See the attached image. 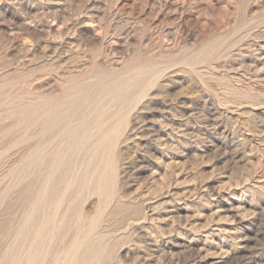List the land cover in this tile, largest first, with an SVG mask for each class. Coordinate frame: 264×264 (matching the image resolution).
Masks as SVG:
<instances>
[{
	"label": "rangeland",
	"instance_id": "obj_1",
	"mask_svg": "<svg viewBox=\"0 0 264 264\" xmlns=\"http://www.w3.org/2000/svg\"><path fill=\"white\" fill-rule=\"evenodd\" d=\"M140 64V85L101 100L68 148L66 181L50 173L52 201L25 226L47 157L78 122L43 129L26 110ZM40 143L47 162L32 164ZM93 237L94 264H264V0H0V264H62Z\"/></svg>",
	"mask_w": 264,
	"mask_h": 264
},
{
	"label": "bare ground",
	"instance_id": "obj_2",
	"mask_svg": "<svg viewBox=\"0 0 264 264\" xmlns=\"http://www.w3.org/2000/svg\"><path fill=\"white\" fill-rule=\"evenodd\" d=\"M143 60V59H142ZM141 62V61H140ZM148 65V64H147ZM147 65H142V64H140V65H136V67L134 68V69H132V71H131V75L130 76H128V78H124L123 76L122 77H116V78H110V79H107L106 77H104L103 75H98V76H96V77H94L95 79H93V80H91V81H89L88 83H82V84H79V85H72V86H70L66 91H65V93H64V95L63 96H61L60 98H58V99H56V100H46V101H43V102H41L40 104H36V105H33V106H31V107H29L27 110H26V113L28 114V115H33V114H37V115H39V118L38 119H40L39 120V124H40V126H41V128H43V129H48L53 123H56V121H58V120H65V119H67V118H69L71 115H73L74 113H76V112H78V122H77V124L76 125H74V126H70V125H68V124H66V125H64V127H63V129L61 130V132H63V135H64V137L66 138L65 139V146H66V148L65 147H63V145H62V147H61V149H59L58 148V146H56L57 147V149H55L54 151H52V153L50 154V156L49 157H47V159H48V166H49V168H46L47 170H48V173H47V175H46V181L48 182V183H45V185L44 186H42V187H40L39 189H37L36 188V190H38L37 191V193H36V195H35V197H34V200H33V203H32V208H33V212L30 214V215H27L26 217H25V219H24V224H25V226L26 225H28V224H32V223H37V221H38V219H39V216H40V213H42V212H44L43 210H44V208H45V206L48 204V203H50L51 201H52V196H51V194L49 193V189H48V185H49V182H50V179H51V176L49 177V175H50V173L52 174V172L53 171H55L56 172V170H58V169H66V168H68V161H70V159L68 160L67 158H66V154L67 153H69L68 152V148L70 147V146H72V145H75V143L80 139V137L82 136V134L86 131V130H88V128H90L91 126H92V124H93V120H92V117L93 116H95V115H97L99 112H101L102 110V108H101V100L102 99H110V100H115V101H117V102H119V101H124V100H127V98L130 96V94H131V91H132V89L133 88H135V87H137L138 85H140V82L142 81L141 80V73L142 72H144L145 70H150V66H147ZM157 65V64H156ZM157 67V66H156ZM167 67V66H166ZM128 68V67H127ZM152 68V67H151ZM158 69V68H157ZM156 69V70H157ZM80 72V71H79ZM83 72V71H82ZM155 72H157V71H155ZM129 73V72H128ZM146 73V72H145ZM85 74V73H84ZM91 74H93V73H91ZM151 74V73H150ZM153 74V73H152ZM155 74H157V73H155ZM106 75V74H105ZM122 75V74H121ZM145 75V74H144ZM146 75H147V73H146ZM111 76V75H110ZM119 76V75H118ZM148 76H149V73H148ZM112 77V76H111ZM141 77V78H140ZM86 78V77H85ZM92 78V77H91ZM82 81H84V80H82ZM144 88V87H143ZM133 95V94H132ZM137 95V94H136ZM52 96V95H51ZM138 96V95H137ZM133 98H136V97H133ZM47 99V98H46ZM105 99V100H106ZM33 101V100H32ZM41 101V100H40ZM132 102V101H131ZM104 103V102H103ZM127 104V103H126ZM120 105V104H119ZM118 105V107H120ZM108 106V105H107ZM116 106V105H115ZM118 107H116V108H118ZM105 108V107H104ZM101 110V111H100ZM120 112H122V111H120ZM119 112V113H120ZM104 113V112H103ZM103 113H102V115H103ZM112 116H114V115H112ZM72 117V116H71ZM103 117H104V115H103ZM116 117V116H115ZM114 117V118H115ZM29 118V117H28ZM113 118V117H112ZM114 118H113V120H114ZM121 118V117H120ZM30 120H32V119H30ZM103 120H104V118H103ZM118 120V119H117ZM26 121V120H25ZM71 121V120H70ZM110 121V120H109ZM58 122H60V121H58ZM99 122V121H98ZM121 123V122H120ZM36 124H37V122H36ZM107 124V123H106ZM115 124V123H114ZM114 124H113V126H114ZM56 125V124H55ZM73 125V124H72ZM98 125V124H97ZM59 126V125H58ZM118 126V125H117ZM95 127H96V125H95ZM101 127H103V126H101ZM100 127V128H101ZM119 127V126H118ZM106 128V127H105ZM93 129V128H92ZM96 129V128H95ZM112 129V128H111ZM116 129H118L117 127H116ZM138 129V128H137ZM56 130H58V129H56ZM102 130V129H101ZM106 130V129H105ZM104 130V131H105ZM55 131V130H54ZM93 132V131H92ZM98 132V131H97ZM116 132H117V130H116ZM91 133V132H90ZM96 133V132H95ZM107 133V132H106ZM85 134H86V132H85ZM100 134V133H99ZM102 134V133H101ZM131 134V133H130ZM94 135V134H93ZM98 135V134H97ZM105 135V134H104ZM112 135V131L109 133V134H107L106 135V138L107 137H109V136H111ZM117 135V134H116ZM128 135V134H127ZM136 135V134H135ZM61 136H62V134H61ZM101 136V135H100ZM137 136V135H136ZM41 137V136H40ZM59 137V136H58ZM63 137V136H62ZM61 137V138H62ZM85 137V136H84ZM103 136H101V138H102ZM112 137V136H111ZM129 137H131V136H129ZM42 138V137H41ZM45 139H46V137H44ZM83 138V137H82ZM94 139V138H93ZM104 139V137L102 138V140ZM112 139V138H111ZM114 139V138H113ZM112 139V140H113ZM128 139V138H127ZM131 139V138H130ZM82 140H84V139H82ZM96 140V139H95ZM86 141H87V139H86ZM98 141V140H97ZM136 141V140H135ZM40 142V141H39ZM48 142V141H47ZM47 142H46V145H47ZM53 142V141H52ZM103 142V141H102ZM109 142V141H108ZM108 142L106 143L107 145H108ZM127 142V141H126ZM130 142V141H129ZM133 142V141H132ZM43 143H45V142H43ZM81 143V142H80ZM88 143V142H87ZM86 143V144H87ZM41 144V143H40ZM61 144V143H60ZM114 144V143H113ZM49 145V144H48ZM55 145V144H54ZM80 145V144H79ZM105 145V144H104ZM112 145V144H111ZM83 146H85V145H83ZM109 146V145H108ZM52 147V146H51ZM55 147V146H54ZM105 147H106V145H105ZM49 148V147H48ZM72 148V147H71ZM97 149H99V147L97 146L96 147ZM102 148V147H101ZM100 148V149H101ZM107 148V147H106ZM105 148V149H106ZM110 146H109V151H110ZM50 149V148H49ZM89 149V148H88ZM44 145H39V146H37L35 149H33L32 150V152H31V154H30V156H28L29 157V160L32 162V164H33V162L34 161H36L37 159H39V158H43L44 159V157H42L43 156V152H44ZM47 150V149H46ZM85 150H87L86 149V147H85ZM94 150V149H93ZM48 151V150H47ZM108 151V150H107ZM107 151H105V152H107ZM83 152V151H82ZM87 152H85V154H86ZM28 154V153H27ZM48 154V155H49ZM46 155V154H45ZM44 155V156H45ZM78 155V154H77ZM88 155V154H87ZM112 155V154H111ZM72 156V155H71ZM73 156H76V155H73ZM109 156V155H108ZM69 157V156H68ZM75 159H76V157H74ZM73 158V159H74ZM78 158V157H77ZM104 158H105V156H104ZM41 159H40V161H41ZM47 159H44V161L46 160V162H47ZM66 159H67V161H66ZM80 159V158H79ZM102 159V158H101ZM81 160V159H80ZM79 160V161H80ZM88 160H90V159H88ZM91 160H93V159H91ZM28 161V160H27ZM87 161V160H86ZM105 161V160H104ZM106 161H108V159L106 160ZM29 162V161H28ZM27 162V163H28ZM71 162H72V160H71ZM84 162V161H83ZM92 162V161H91ZM100 162V161H99ZM102 162V161H101ZM42 163H44V162H40V164L42 165ZM70 163V162H69ZM77 163V162H76ZM81 163V162H80ZM94 163H95V161H94ZM105 163V162H104ZM31 164V163H30ZM37 164V163H36ZM29 165V164H28ZM82 165V164H81ZM86 165V164H85ZM90 165V164H89ZM88 165V166H89ZM30 166H33V165H30ZM36 166V165H35ZM93 166H94V164H93ZM66 167V168H65ZM85 166L83 165V168H84ZM95 167V166H94ZM93 167V168H94ZM30 168V167H29ZM39 168H40V166H39ZM73 168V167H72ZM77 168V167H76ZM88 169H89V167H87ZM61 169V174H60V178H61V180L62 181H64L65 179H66V177H65V171H63ZM70 169H71V166H70ZM100 169V168H99ZM85 170V169H84ZM93 170V169H92ZM80 171H81V169H80ZM88 171V170H87ZM104 171V170H103ZM72 172V171H71ZM78 172V171H77ZM76 172V173H77ZM42 173V172H41ZM68 173V172H67ZM75 173V174H76ZM104 173V172H103ZM78 174V173H77ZM79 174H83V173H80L79 172ZM88 174V173H87ZM86 174V175H87ZM98 174V173H97ZM97 174H95V175H97ZM55 175V174H54ZM89 175V174H88ZM79 176V175H78ZM102 174H99L98 176H97V178H99V181L101 180V178H102ZM150 176H152V175H150ZM41 177H43V176H41L40 175V178ZM54 178H55V176H54ZM53 178V179H54ZM92 178H94V177H92ZM107 179V178H106ZM153 178H151V180H152ZM56 180V179H55ZM105 180V179H104ZM104 180H101V182L102 181H104ZM40 181V180H39ZM45 181V180H44ZM66 181V180H65ZM82 181V180H81ZM111 181V180H110ZM109 181V182H110ZM57 182V181H56ZM60 182V181H59ZM71 182V181H70ZM100 182V183H101ZM153 182V181H152ZM42 183V182H41ZM63 183H65V182H63ZM95 183V182H94ZM98 183V182H97ZM96 183V184H97ZM40 184V183H39ZM53 184V183H52ZM61 184V183H60ZM80 184H82V183H80ZM87 184V183H86ZM105 183L103 182V185H104ZM111 184V183H110ZM110 184L109 185H107V186H109L110 187ZM151 184V183H150ZM92 185V184H91ZM98 185V184H97ZM96 185V186H97ZM101 185V184H100ZM61 186H63V185H61ZM73 186V185H72ZM76 186V185H75ZM106 185H105V187H107ZM80 187V186H79ZM98 187V186H97ZM108 187V188H109ZM147 187V186H146ZM66 188V187H65ZM81 188H83V187H81ZM100 188H102V187H100ZM141 188V187H140ZM139 188V189H140ZM190 188V187H189ZM192 188H193V186H192ZM69 189H71V188H69ZM88 189H89V187H88ZM91 189V188H90ZM96 189H98V188H96ZM110 189L111 188H109V191H110ZM112 189H114V188H112ZM146 189V188H145ZM194 189V188H193ZM200 189V188H199ZM55 190V189H54ZM92 190V189H91ZM99 190V189H98ZM105 190V189H104ZM104 190L102 191V192H104ZM150 191H151V189H149ZM185 190H186V188H185ZM195 190V189H194ZM204 190V189H203ZM206 190V189H205ZM215 190V189H214ZM218 190V189H217ZM56 191V190H55ZM68 191V190H67ZM73 191V190H72ZM81 191V190H80ZM84 191V190H83ZM100 191H101V189H100ZM107 191V190H106ZM148 191V190H147ZM147 191L145 192V193H147ZM32 192L34 193V190H32ZM69 192V191H68ZM79 192V191H78ZM112 192V191H111ZM188 192V191H187ZM194 192V191H193ZM98 193V192H97ZM108 193V192H107ZM110 193V192H109ZM136 193V192H135ZM140 193V192H139ZM167 193V192H166ZM173 193V192H172ZM189 193V192H188ZM192 193V192H191ZM211 193V192H210ZM215 193V192H214ZM64 194V193H63ZM78 194H80V193H78ZM99 194V193H98ZM106 194V193H105ZM137 194V193H136ZM144 194V193H143ZM147 194H150V193H147ZM146 194V195H147ZM184 194V193H183ZM196 194V193H195ZM218 194V193H217ZM216 194V195H217ZM31 195V194H30ZM82 195H83V193H82ZM104 195V194H103ZM110 195V194H109ZM142 195V194H141ZM140 195V196H141ZM145 195V196H146ZM156 195V194H155ZM163 195V194H162ZM182 195V194H181ZM32 196V195H31ZM34 196V195H33ZM56 196V195H55ZM101 196V195H100ZM107 196V195H106ZM106 196H105V198H106ZM139 196V195H138ZM138 196H135V197H138ZM211 196V195H210ZM30 197V196H29ZM68 197V196H67ZM108 197V196H107ZM142 197H143V195H142ZM185 197V196H184ZM187 197H188V195H187ZM195 197V196H194ZM216 197V196H215ZM32 198V197H31ZM62 198V197H61ZM65 198V197H64ZM64 198H63V201H64ZM70 198V197H69ZM68 198V199H69ZM104 198V197H103ZM104 198V199H105ZM109 198V197H108ZM141 198V197H140ZM150 198V197H149ZM159 198H160V196H159ZM159 198H157V199H159ZM190 198V197H189ZM192 198V197H191ZM190 198V199H191ZM220 198V197H219ZM71 199V198H70ZM101 199V198H100ZM139 199V198H138ZM147 199V198H146ZM145 199V200H146ZM155 199V198H154ZM27 200V199H26ZM31 200V199H30ZM66 200V199H65ZM102 200V199H101ZM128 200V199H127ZM177 200V199H176ZM218 200V199H217ZM103 201V200H102ZM119 201H121V200H119ZM144 201V200H143ZM149 201V200H148ZM154 201V200H153ZM156 201H158V200H156ZM175 201V200H174ZM180 201V200H179ZM54 202V201H53ZM104 202V201H103ZM109 202V201H108ZM176 202V201H175ZM69 203V202H68ZM123 203H125V202H123ZM172 203V202H171ZM215 203V202H214ZM31 204V203H30ZM52 204H55V203H52ZM106 204V203H105ZM128 204V203H127ZM153 204V203H152ZM157 204V203H156ZM219 204V203H218ZM61 205V204H60ZM62 205H63V203H62ZM78 205V204H77ZM172 205V204H171ZM54 206V205H53ZM91 206V205H90ZM102 206V205H101ZM124 206V205H123ZM210 206H211V204H210ZM221 206V205H220ZM60 207V206H59ZM74 207H76V206H74ZM155 207H157V206H155ZM219 207V206H218ZM230 207V206H229ZM69 208V207H68ZM78 207H76V209H77ZM97 208V207H96ZM216 208V207H215ZM228 208V207H227ZM232 208V207H231ZM53 209V208H52ZM98 209V208H97ZM101 209V208H100ZM153 209V208H152ZM158 209V208H157ZM172 209V208H171ZM210 209V208H209ZM216 209H218V208H216ZM220 209H221V207H220ZM222 209H224L223 207H222ZM30 210V209H29ZM59 210V209H58ZM57 210V211H58ZM238 210V209H237ZM52 211V210H51ZM53 211H55V210H53ZM64 211V210H63ZM74 211H75V209H74ZM72 212L73 214L74 213H77V212ZM98 211V210H97ZM152 211V210H151ZM229 211V210H228ZM153 212V211H152ZM221 212V211H220ZM239 212V211H238ZM58 213V212H57ZM69 213V212H68ZM151 213V212H150ZM215 213V212H214ZM219 213V212H218ZM54 214H55V212H54ZM58 214H60V212L58 213ZM71 214V213H70ZM80 214V213H79ZM99 214V213H98ZM101 214V213H100ZM194 214V213H193ZM216 214V213H215ZM56 216H57V214H55ZM94 215H96V214H94ZM71 216H72V214H71ZM70 216V217H71ZM150 216V215H149ZM196 216V215H195ZM214 216V215H213ZM237 216V215H236ZM243 216V215H242ZM73 217V216H72ZM97 217V216H96ZM128 217H129V215H128ZM132 217V216H131ZM188 217V216H187ZM190 217V216H189ZM199 217V216H198ZM217 217V216H216ZM239 217V216H238ZM241 217V216H240ZM48 218H51V217H49L48 216ZM76 218V217H75ZM74 218V219H75ZM133 218V217H132ZM135 218V217H134ZM141 218V217H140ZM203 218V217H202ZM220 218V217H219ZM224 219V217H221L220 219ZM226 218V217H225ZM233 218V217H232ZM56 219H57V217H56ZM64 219H66V217L65 218H63V220ZM73 219V218H72ZM94 219V218H93ZM135 219H137V218H135ZM198 219V218H197ZM222 219V220H223ZM245 220H246V218H244ZM129 220V219H128ZM143 220V219H142ZM208 220V219H207ZM211 220H212V218H211ZM211 220H210V222H211ZM238 220V219H237ZM218 221V220H217ZM50 222V221H49ZM97 222V221H96ZM143 222V221H142ZM188 222V221H187ZM194 222V221H193ZM227 222V221H226ZM229 222H230V220H229ZM233 222V221H232ZM63 223V222H62ZM81 223V222H80ZM139 223H140V221H139ZM186 223V222H185ZM212 223V222H211ZM74 224H75V222H74ZM79 224V223H78ZM77 224V225H78ZM130 224V223H129ZM137 224V223H136ZM195 224V223H194ZM203 224V223H202ZM238 224V223H237ZM41 225V224H40ZM76 225V224H75ZM89 226H90V224H88ZM94 225H95V223H94ZM199 225V224H198ZM205 225V224H204ZM207 225V224H206ZM24 226V227H25ZM68 226H71L70 224L68 225ZM67 226V227H68ZM89 226H87V227H89ZM197 226V225H196ZM195 226V227H196ZM203 226V225H202ZM208 226V225H207ZM206 226V227H207ZM216 226H218V225H216ZM237 226V225H236ZM189 227H190V225H189ZM205 227V226H204ZM214 227V226H213ZM234 227V226H233ZM27 228V227H26ZM61 228V227H60ZM75 228V227H74ZM79 228V227H78ZM194 228V227H193ZM211 228V227H210ZM217 229H219V227H216ZM231 228V227H230ZM239 228V227H238ZM237 228V229H238ZM97 228H95V230H96ZM204 229V228H203ZM202 229V230H203ZM228 229V228H227ZM226 229V230H227ZM240 229V228H239ZM45 230H48L47 228H40L39 229V231L40 232H44ZM68 230H70V229H68ZM82 230V229H81ZM94 230V231H95ZM191 230V229H190ZM194 230V229H193ZM200 230V229H199ZM222 230V229H221ZM232 230V229H231ZM97 231V230H96ZM209 231V230H208ZM214 231V230H213ZM229 231V230H228ZM235 231V230H234ZM60 232V231H59ZM198 232V231H197ZM210 232V231H209ZM220 232V231H219ZM218 232V233H219ZM223 232V231H222ZM236 232H238L237 230H236ZM239 232H241V231H239ZM26 233V232H25ZM91 233V232H90ZM227 233V232H226ZM233 233V232H232ZM253 233V232H252ZM54 234V233H53ZM88 234V233H87ZM87 234L85 235V236H87ZM203 234V233H202ZM224 234H225V232H224ZM223 234V235H224ZM233 234H235V233H233ZM19 235H20V232H19ZM79 235V234H78ZM80 235H82V234H80ZM98 235V234H97ZM211 235V234H210ZM241 235V234H240ZM21 236H22V233H21ZM20 236V237H21ZM39 236H40V234H39ZM53 236V235H52ZM55 236V235H54ZM77 236V235H76ZM90 236V235H89ZM93 236V235H92ZM95 236V235H94ZM101 236H103V235H101ZM237 236H238V234H237ZM243 236V235H242ZM245 236V235H244ZM32 237V236H31ZM49 237V236H48ZM166 237V236H165ZM215 237V236H214ZM234 237H236V235L234 236ZM241 237V236H240ZM246 237V236H245ZM248 237V236H247ZM82 238V237H81ZM256 238H257V236H256ZM34 239V238H33ZM234 239V238H233ZM247 239V238H246ZM254 239H255V237H254ZM24 240V239H23ZM30 240V239H29ZM52 240V239H51ZM54 240V239H53ZM186 241V240H185ZM188 241V240H187ZM28 242V241H27ZM167 242V241H166ZM246 242V241H245ZM50 243V242H49ZM182 243V242H181ZM185 243V242H184ZM22 244V243H21ZM46 244V243H45ZM54 244V243H53ZM52 244V245H53ZM81 244H83V245H81ZM80 245H78V248H79V250H76L74 253H73V255H72V257H71V260L70 261H64L62 264H94V260H95V257L94 256H91L89 253H91V252H93V251H96V250H100L101 249V245H100V241H99V239L97 238V237H93V238H89L87 241H83L82 243H81ZM179 244V243H178ZM188 244V243H187ZM260 244V243H259ZM27 245H28V243H27ZM44 245V238H40L39 240H37V241H35L31 246H30V248H29V250H30V252H28V253H30V255H28V257L29 256H34L37 252H38V250H40V249H42V246ZM75 245V244H74ZM239 245V244H238ZM251 245V244H250ZM261 245V244H260ZM23 246V245H22ZM70 246V245H69ZM178 246V245H177ZM190 246H191V244H190ZM201 246V245H200ZM207 246V245H206ZM242 246H245V244L243 245L242 244ZM16 248H17V245L15 246ZM21 247V246H20ZM204 247V246H203ZM208 247V246H207ZM214 247V246H213ZM54 248V247H53ZM107 248V247H106ZM189 248V247H188ZM216 248V247H215ZM28 249V248H27ZM48 249V248H47ZM197 249V248H196ZM199 249H200V247H199ZM203 249V248H202ZM201 249V250H202ZM227 249V248H226ZM237 249H239V248H237ZM13 250V249H12ZM69 250V249H68ZM72 250V249H71ZM106 250V249H105ZM211 250H213V249H211ZM227 250H229V249H227ZM248 250V249H247ZM251 250V249H250ZM40 251H42V250H40ZM44 251V250H43ZM53 251V250H52ZM56 251V250H55ZM101 251V253H102V250H100ZM229 251H231V250H229ZM239 251V250H238ZM11 252H13V251H11ZM20 252V251H19ZM27 252H25V253H27ZM68 252V251H67ZM72 252V251H71ZM200 252V251H199ZM204 252H205V250H204ZM212 252V251H211ZM220 252V251H219ZM15 253V252H14ZM66 253V252H65ZM87 253L91 256H89L88 257V255H87ZM105 253V252H104ZM110 252H108V254H109ZM198 253V252H197ZM222 253V252H221ZM18 254V253H17ZM200 254H202V253H200ZM213 254V253H212ZM212 254H209V256L211 255L212 256ZM229 254V253H228ZM244 254V253H243ZM250 254V253H249ZM256 254V253H255ZM11 255V254H10ZM55 255V254H54ZM71 255V254H70ZM100 255V254H99ZM241 255V254H240ZM18 256V255H17ZM41 256V255H40ZM57 256V255H56ZM102 256V255H101ZM105 256V255H104ZM103 256V257H104ZM202 256V255H201ZM205 256V255H204ZM225 256V255H224ZM228 256V255H227ZM250 256V255H249ZM252 256V255H251ZM259 256V255H258ZM9 257V256H8ZM70 257V256H69ZM203 257V256H202ZM206 257H207V255H206ZM255 257V256H254ZM10 258H12V257H10ZM27 258V257H26ZM32 258V257H31ZM36 258V257H35ZM42 258H43V256H42ZM205 258V257H204ZM240 258V257H239ZM225 259V258H224ZM246 259V258H245ZM15 260V259H14ZM17 260V259H16ZM206 260V259H205ZM248 260V259H247ZM55 261V260H54ZM5 262H6V260H5ZM29 262V261H28ZM222 262H224V260H223V256H218V257H215V258H211V263L212 264H221ZM244 262V261H243ZM10 263V262H9ZM15 263V262H14ZM59 263H61V262H59ZM58 263V264H59ZM208 263V262H207ZM2 264H4V263H2ZM11 264V263H10ZM15 264H17V263H15ZM32 264V263H31ZM38 264V263H37ZM102 264V263H101ZM189 264V263H188ZM202 264V263H201ZM245 264V263H244Z\"/></svg>",
	"mask_w": 264,
	"mask_h": 264
}]
</instances>
